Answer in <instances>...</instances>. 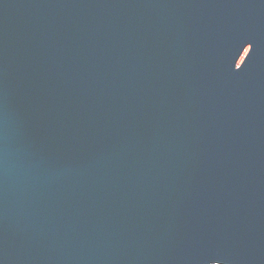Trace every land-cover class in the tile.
Listing matches in <instances>:
<instances>
[{"label":"water","instance_id":"water-1","mask_svg":"<svg viewBox=\"0 0 264 264\" xmlns=\"http://www.w3.org/2000/svg\"><path fill=\"white\" fill-rule=\"evenodd\" d=\"M0 264H264V0H0Z\"/></svg>","mask_w":264,"mask_h":264}]
</instances>
